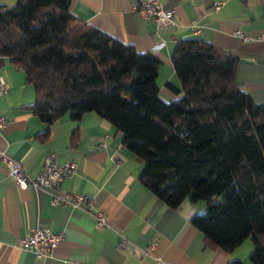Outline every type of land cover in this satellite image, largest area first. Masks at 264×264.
Segmentation results:
<instances>
[{
  "label": "trees",
  "instance_id": "16d2710c",
  "mask_svg": "<svg viewBox=\"0 0 264 264\" xmlns=\"http://www.w3.org/2000/svg\"><path fill=\"white\" fill-rule=\"evenodd\" d=\"M68 2L0 4V57L33 91L23 108L46 126L37 137L63 115L78 123L95 113L142 161L137 180L152 196L170 210L202 201L190 223L204 245L230 253L250 237L248 260L264 264V105L237 87L238 58L197 38L175 41L166 102L161 60L74 17Z\"/></svg>",
  "mask_w": 264,
  "mask_h": 264
},
{
  "label": "crops",
  "instance_id": "0c3cea01",
  "mask_svg": "<svg viewBox=\"0 0 264 264\" xmlns=\"http://www.w3.org/2000/svg\"><path fill=\"white\" fill-rule=\"evenodd\" d=\"M162 5L174 9L172 26L156 27L138 18L128 0H69L68 10L138 53L159 58L155 82L166 102L174 98L164 87V82H175L171 49L179 39L197 38L236 56L237 87L255 105H264V0H163ZM1 78L0 115L7 119L0 151L19 163L27 178L43 169L49 152L57 163L73 161L77 168L52 189L20 190L0 165V264H149L140 250L153 240L152 256L163 264H226L229 259L245 264L235 251L202 243L190 223L204 211L202 201L187 198L170 210L139 184L143 163L122 146V136L110 124L90 112L78 123L63 115L39 139L45 124L23 108L33 102V91L6 57H0ZM58 193L87 196L91 210L52 206L50 195ZM95 211L104 214L107 228L94 227ZM36 227L63 235L49 257L18 248L16 241ZM120 238L126 240L122 249Z\"/></svg>",
  "mask_w": 264,
  "mask_h": 264
},
{
  "label": "built area",
  "instance_id": "2783aa9c",
  "mask_svg": "<svg viewBox=\"0 0 264 264\" xmlns=\"http://www.w3.org/2000/svg\"><path fill=\"white\" fill-rule=\"evenodd\" d=\"M163 0H128L129 7L137 15L138 18L143 20H151L155 23L156 27H168L175 24L173 19L174 9L165 8L162 5ZM219 9V4L214 8V11ZM194 22L190 24L191 27H195ZM238 33V32H237ZM240 39H245L240 36ZM5 85L0 79V96L4 93ZM6 116L0 115V134L5 129ZM56 154L49 152L44 156L42 165L43 169L38 172L33 178H27L23 172L22 166L18 162H15L12 157L5 152L0 151V165L5 168V175L12 179L17 189H52L56 186L59 181L64 178H69L76 173V164L73 161L57 163ZM49 203L56 207L57 205L67 206L69 209L91 210V202L85 195L80 196L79 194H71L70 197L66 198L65 195L58 193L57 195L51 194ZM94 217L95 228H107L106 217L100 211L92 213ZM63 235L61 232L54 233L49 229L32 228V230L24 237L16 241L18 248L29 251L36 257H49L52 249L58 245V241L62 239ZM155 240L149 242L146 247L141 251L143 257L148 259L149 264H163L160 263L154 256L153 250L156 246ZM126 243V240L120 238L117 246L122 249Z\"/></svg>",
  "mask_w": 264,
  "mask_h": 264
},
{
  "label": "rangeland",
  "instance_id": "374dc122",
  "mask_svg": "<svg viewBox=\"0 0 264 264\" xmlns=\"http://www.w3.org/2000/svg\"><path fill=\"white\" fill-rule=\"evenodd\" d=\"M2 1L3 0H0V2ZM249 240H250V237L249 238L247 237L238 245L236 249L232 251V252L235 251V254H237L238 257H240V259L245 262V264H251L250 261L248 260V256L250 252L253 250V247H252V244L249 242Z\"/></svg>",
  "mask_w": 264,
  "mask_h": 264
}]
</instances>
